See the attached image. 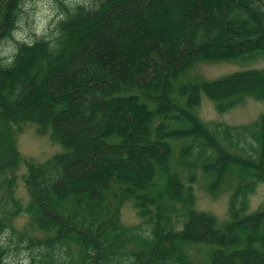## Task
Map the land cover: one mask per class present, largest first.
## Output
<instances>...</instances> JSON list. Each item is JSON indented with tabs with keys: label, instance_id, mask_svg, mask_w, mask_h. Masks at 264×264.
<instances>
[{
	"label": "trees",
	"instance_id": "16d2710c",
	"mask_svg": "<svg viewBox=\"0 0 264 264\" xmlns=\"http://www.w3.org/2000/svg\"><path fill=\"white\" fill-rule=\"evenodd\" d=\"M26 1L0 0V41ZM57 1L52 35L18 41L11 64L0 56V264L21 252L28 264H264V202L250 211L264 113L243 125L198 113L202 93L220 113L264 102V66L184 79L199 61L264 60V0ZM28 122L64 150L26 163L24 202ZM198 181L213 199L229 193L227 219L196 207ZM129 202L137 225L122 222ZM205 244L199 262L189 248Z\"/></svg>",
	"mask_w": 264,
	"mask_h": 264
},
{
	"label": "rangeland",
	"instance_id": "374dc122",
	"mask_svg": "<svg viewBox=\"0 0 264 264\" xmlns=\"http://www.w3.org/2000/svg\"><path fill=\"white\" fill-rule=\"evenodd\" d=\"M90 0H82L81 3H88ZM41 3L46 2V0H40ZM25 4L31 5V7L25 9L23 7V13L20 19L23 18L24 24L21 27L20 24L14 31H24L25 28L28 29L30 38L34 41L40 36H36L34 32L35 26V14L40 11L38 6V0H28ZM24 4V5H25ZM78 4V3H76ZM49 7L56 10V16H60L62 13V8L57 0H52ZM142 8V7H141ZM149 6L147 10L151 9ZM144 10V9H143ZM171 6L168 7L167 11H171ZM158 12V13H157ZM155 18L163 17V14L156 11ZM19 19V20H20ZM56 17H53L55 20ZM157 20V19H156ZM161 18L159 21H163ZM84 28V33L92 27L91 23H87ZM124 30H129L127 27ZM55 27H52L51 22L48 26V31L46 34L50 36L53 34ZM17 40L12 34L11 37L0 41V56L1 57H11L14 53L8 52L7 50L15 46L17 49ZM82 52H80L81 54ZM79 54V55H80ZM72 64H74L75 59H70ZM264 60H258L252 63H243L239 61H199L197 62L187 73L184 79L188 80H212L224 75L230 74L237 70H243L247 67H263ZM68 67V66H67ZM67 67L64 70H67ZM54 69V67H53ZM201 105L198 110L199 115L202 119L210 124L223 122L227 124H249L256 121L260 114L264 113V102L248 97L245 101L233 109L220 113L216 110L214 102L205 94L202 93ZM17 146L23 158V162L19 169V180L17 185V195L22 198L24 202L28 200V193L25 188L24 178L27 173L28 161L43 162L52 155L62 152L64 150L63 146L57 142L52 141L49 134H39L37 132V126L34 123L28 122L23 126V129L17 134L16 137ZM196 190V207L200 210L211 212L217 215L220 220H225L228 217V199L229 193H222L217 199H213L203 188L202 181L195 183ZM264 202V183L259 184L257 191L251 195L250 198V211L256 210ZM122 222L126 225H137L142 222V219L138 216L137 211L133 203H125L121 210ZM28 221V215H23L17 218L16 225L23 228ZM192 256L199 262H205L207 256V246L206 244L194 246L189 248ZM27 256L24 253H13L12 260L13 264H23L24 257ZM208 258V257H207Z\"/></svg>",
	"mask_w": 264,
	"mask_h": 264
},
{
	"label": "clouds",
	"instance_id": "9594fccd",
	"mask_svg": "<svg viewBox=\"0 0 264 264\" xmlns=\"http://www.w3.org/2000/svg\"><path fill=\"white\" fill-rule=\"evenodd\" d=\"M66 3L69 4L70 8H74L76 3H81L82 0H65ZM52 3V0H46V2L41 3L40 0H38V6L40 8V11L36 12L35 14V26H34V32L36 36H43L48 31L49 23L51 22L52 27H55L56 24L62 20L65 19V16L63 13H61L60 16H56V10L49 7V4ZM25 9L31 7L29 4L23 5ZM53 17H56L55 20H53ZM18 24L23 27L24 20L23 18L17 21ZM17 41L27 42L29 45L33 43V40L30 38L28 29L25 28L24 31H13L12 33ZM56 35H59V32L56 33ZM8 52L15 53L17 51L15 46L10 47ZM12 57L9 58L8 63L11 64ZM23 264H28V262L25 260Z\"/></svg>",
	"mask_w": 264,
	"mask_h": 264
}]
</instances>
